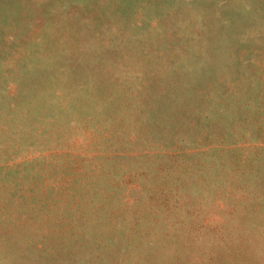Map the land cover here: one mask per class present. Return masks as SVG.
I'll return each instance as SVG.
<instances>
[{
	"label": "rangeland",
	"instance_id": "374dc122",
	"mask_svg": "<svg viewBox=\"0 0 264 264\" xmlns=\"http://www.w3.org/2000/svg\"><path fill=\"white\" fill-rule=\"evenodd\" d=\"M0 264H264V0H0Z\"/></svg>",
	"mask_w": 264,
	"mask_h": 264
}]
</instances>
